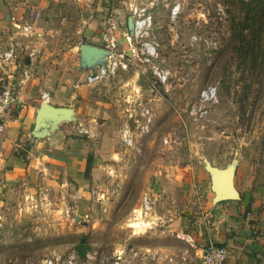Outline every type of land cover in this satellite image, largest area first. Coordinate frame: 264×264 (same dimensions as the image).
I'll use <instances>...</instances> for the list:
<instances>
[{
	"label": "rangeland",
	"instance_id": "1",
	"mask_svg": "<svg viewBox=\"0 0 264 264\" xmlns=\"http://www.w3.org/2000/svg\"><path fill=\"white\" fill-rule=\"evenodd\" d=\"M83 1L66 0L50 22V40L61 45L49 60L78 69L88 24L79 16ZM106 6L101 18L114 17L131 36L128 20L138 19L136 9L151 23L133 43L136 52L120 38L128 68L94 88L103 115L81 138L100 146L105 176L82 212L63 197L0 200V264H64L71 255L77 264H113L132 251L154 264H202L170 228L185 211L183 177L205 170L206 161L237 170L241 159L259 176L264 172V0H107ZM10 35V28L0 30L2 50ZM146 44L157 48L154 65L170 72L162 90L143 63ZM209 86H218L219 103L208 119H194L189 108ZM145 109L153 125L140 136ZM127 127L137 138L131 148L121 140ZM72 137L80 136L74 131ZM146 195L154 202L148 215L142 212ZM83 244L92 246L85 260L75 251Z\"/></svg>",
	"mask_w": 264,
	"mask_h": 264
},
{
	"label": "crops",
	"instance_id": "2",
	"mask_svg": "<svg viewBox=\"0 0 264 264\" xmlns=\"http://www.w3.org/2000/svg\"><path fill=\"white\" fill-rule=\"evenodd\" d=\"M65 3L66 0H0V30L10 28L13 33L14 20L29 23L40 40L41 52H45L44 58L30 68L33 78L20 90L22 103L7 117L6 130L0 134L2 205L9 199L22 197L33 201L38 200L36 197L40 200L63 197L71 199L66 202L73 201L72 208L86 211L84 207L92 200L94 188L105 176L104 162L98 156L100 146L93 148L81 138L85 137V129L87 136L92 133L88 125L94 127L97 118L103 115L95 87L85 85L91 70H81V56L79 69L48 58L51 52H57L55 46L61 45L55 39L50 40L54 32L50 22L62 15L67 7ZM83 3L84 16H79L88 24L80 47L87 44L104 48L103 34L109 20L119 25L116 36L124 38L126 33L119 21L110 17L105 22L101 18L108 8L107 0H85ZM93 5L95 11L91 9ZM36 14L41 15L38 20L34 19ZM4 49L0 47V56ZM10 74L21 80L16 66L6 67L0 62V81ZM44 93L50 95L48 102L42 98ZM46 103L72 110V120L48 118L47 127L38 130V114ZM74 131L80 137H72ZM237 164L234 178L240 201L217 204L210 174L206 169H198L182 179L181 204L185 211L170 228L174 235L191 241L198 257L208 244L214 243L228 248L225 264H264V237L253 236L264 224V172L259 176L254 165L241 159L236 160Z\"/></svg>",
	"mask_w": 264,
	"mask_h": 264
},
{
	"label": "built area",
	"instance_id": "3",
	"mask_svg": "<svg viewBox=\"0 0 264 264\" xmlns=\"http://www.w3.org/2000/svg\"><path fill=\"white\" fill-rule=\"evenodd\" d=\"M40 14L34 16L35 20L40 18ZM136 20L135 34L134 36L126 33L124 35L125 43L131 46L133 52V43L137 42L142 37V32L147 30L149 23H151V17H147L146 11L139 9L135 10ZM13 33L9 36V43L0 56V62L4 66L9 67L14 65L18 68L21 80H17L15 74L7 75L6 79L0 81V134L4 133L7 127V117L12 114L14 110L21 105L20 90L24 86L25 82L33 78V74L30 68L36 62L41 55L40 40L37 37L36 31L31 24H25L21 22H12ZM119 32V25L113 21H108V27L103 34V40L105 43L104 49L110 54L107 58L106 66H98L91 70L85 80V85L89 87H95L104 80L115 78L121 69H127V60L125 55L120 51V39L116 36ZM141 50L143 56V63L151 67V73L158 86L164 87L169 83L170 72L160 66L154 65V62L158 59L157 48L153 45L146 44ZM31 61V64H27V60ZM49 94L44 93L42 98L44 102L49 101ZM219 103V88L218 86H209L205 88L199 95L197 101L189 108V115L194 119L206 120L212 113V109ZM143 117L146 119V124L143 127L139 126L140 136L147 135L151 132L153 125V115L149 109L143 111ZM84 134L87 135L88 131L85 129ZM135 133L127 127L122 132V143L125 148L134 147ZM169 143L168 140L165 142ZM142 212L145 215L150 214L154 210V202L146 195L143 198ZM251 217V214L248 215ZM255 237H264V224L262 227L256 229L253 232ZM191 244V241H188ZM229 256V250L223 245H217L214 243L208 244L202 254V264H225ZM154 264L148 258L143 257L140 252H133L130 254L129 259L125 256H119L113 264ZM46 264H54L52 261ZM64 264H77V257L71 255L67 258Z\"/></svg>",
	"mask_w": 264,
	"mask_h": 264
},
{
	"label": "water",
	"instance_id": "4",
	"mask_svg": "<svg viewBox=\"0 0 264 264\" xmlns=\"http://www.w3.org/2000/svg\"><path fill=\"white\" fill-rule=\"evenodd\" d=\"M128 28L131 33L135 31L133 18H129ZM109 55L108 51L104 48L87 44L83 45L80 49L81 70H93L98 66L105 67ZM27 64H31L29 59L27 60ZM159 89L162 90V87L159 86ZM72 115V110L56 108L46 103L38 114V130L47 127L46 119L48 118L65 117L67 120H72ZM206 170L212 179V190L215 193V202L217 204L227 201H240V194L235 187V168L233 166L227 170H220L214 167L212 163L206 161ZM91 250L92 246L89 244H83L75 248V251L78 253L81 260H85Z\"/></svg>",
	"mask_w": 264,
	"mask_h": 264
}]
</instances>
